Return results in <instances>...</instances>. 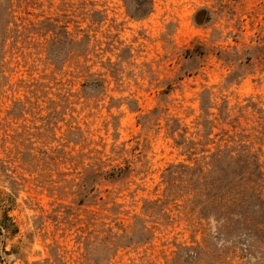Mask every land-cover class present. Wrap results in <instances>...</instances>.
I'll list each match as a JSON object with an SVG mask.
<instances>
[{"label":"rangeland","instance_id":"obj_1","mask_svg":"<svg viewBox=\"0 0 264 264\" xmlns=\"http://www.w3.org/2000/svg\"><path fill=\"white\" fill-rule=\"evenodd\" d=\"M261 200L264 0H0V264H264Z\"/></svg>","mask_w":264,"mask_h":264},{"label":"trees","instance_id":"obj_2","mask_svg":"<svg viewBox=\"0 0 264 264\" xmlns=\"http://www.w3.org/2000/svg\"><path fill=\"white\" fill-rule=\"evenodd\" d=\"M204 180L206 182V180H208V179L206 178ZM218 182L219 181H217V183ZM260 203H261V206H262L264 204V201L261 200ZM18 232H19L18 225L15 223V221L13 220V218L9 215L8 211H5L2 220H0V243L2 241V238L1 237H3L4 238V241L3 242L5 243V246H6L7 245V240L10 237L15 236ZM4 252L6 254H10V252L7 251L6 249H4ZM15 252H16L15 251V248H12L11 253H15ZM4 260L5 259L0 254V261L3 262Z\"/></svg>","mask_w":264,"mask_h":264}]
</instances>
